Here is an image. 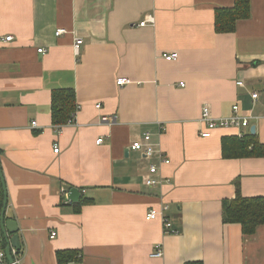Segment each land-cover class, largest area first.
<instances>
[{"label": "crops", "instance_id": "0c3cea01", "mask_svg": "<svg viewBox=\"0 0 264 264\" xmlns=\"http://www.w3.org/2000/svg\"><path fill=\"white\" fill-rule=\"evenodd\" d=\"M234 4L0 0V236L14 247L5 209L21 264H264V224L246 234L223 221V202L239 188L264 197V156H225L233 138L264 143V0H251L234 31L217 32V9ZM169 52L179 58L166 60ZM120 77L132 81L120 86ZM65 88L78 111L58 131L52 94ZM236 104L248 125L201 135L204 106L220 118ZM146 133L152 157L129 149ZM148 176L163 184L147 185ZM74 187L87 202L68 200ZM164 204L175 234L145 219ZM157 244L162 257L152 256Z\"/></svg>", "mask_w": 264, "mask_h": 264}, {"label": "trees", "instance_id": "16d2710c", "mask_svg": "<svg viewBox=\"0 0 264 264\" xmlns=\"http://www.w3.org/2000/svg\"><path fill=\"white\" fill-rule=\"evenodd\" d=\"M251 16V0H235L233 7H222L216 11L217 32H232L237 21ZM78 110L76 91L72 88L57 89L52 94V117L54 125L66 124ZM226 149V157L264 156V143L252 141L248 136L233 138ZM226 139L223 140L225 146ZM87 200L80 201V205ZM224 223H240L246 234H252L264 224V197H244L240 188L233 199L223 202ZM71 253V252H70ZM61 261L65 252H58Z\"/></svg>", "mask_w": 264, "mask_h": 264}, {"label": "built area", "instance_id": "2783aa9c", "mask_svg": "<svg viewBox=\"0 0 264 264\" xmlns=\"http://www.w3.org/2000/svg\"><path fill=\"white\" fill-rule=\"evenodd\" d=\"M150 22H154V18L152 16L149 17ZM147 21H143L139 23V26H145ZM65 33L64 29H58L56 30V35H62ZM13 39V36H6L5 41L9 42L10 40ZM83 43V39L80 36H76L74 38V50L76 54H79L80 52V47L81 44ZM39 52L45 53L46 49L45 48H39ZM163 57L168 60V61H175L179 58V53L178 52H169V53H164ZM132 80L124 77H120L117 79V84L120 86L127 85L131 83ZM242 84V82H239ZM184 86V84H182ZM253 95L258 96V93H254ZM100 104H98V107ZM239 106L236 104L233 106V114L228 116V117H220V118H214L212 117L210 113V109L207 106H204L202 108V120L206 123L207 127L202 130L201 135L203 137H210L212 135V130L217 127H230V126H238V125H247L248 124V119L242 117L239 114ZM78 111V110H77ZM76 118V113L73 114V117L67 122L69 124L74 123ZM107 120V118H105ZM36 122H34V125ZM62 125H57L56 129L60 131ZM103 138H99L97 140L98 143L103 142ZM129 149L134 150V151H139L142 154H144L147 157H152L155 152L157 151L156 147L154 144L151 142V135L149 133H146L144 135V140H135L133 141ZM59 147L56 146L54 151L56 153L59 152ZM160 152V150H158ZM161 156L163 155L162 153L160 154ZM169 163L170 159L169 158H162V163ZM150 171L152 174L156 173L158 171V166L152 165L150 168ZM163 179L162 178H155L152 176H148L145 180L146 184L149 186L152 185H162L163 184ZM67 193V191H66ZM169 209V206L167 204H164L160 207H154L148 210L145 215L146 220H156L159 219L163 223L164 231L165 233H172L175 234L177 233V230L173 228V222L171 219L168 217L167 211ZM56 232L52 231L51 237L56 236ZM8 252L10 253V257L8 256ZM164 255V250L162 244H157L156 249L154 252H152L153 257H162ZM22 262V254L21 252L16 249L15 247H12L9 244V247L6 246L4 238L0 236V264H21Z\"/></svg>", "mask_w": 264, "mask_h": 264}, {"label": "water", "instance_id": "95a60500", "mask_svg": "<svg viewBox=\"0 0 264 264\" xmlns=\"http://www.w3.org/2000/svg\"><path fill=\"white\" fill-rule=\"evenodd\" d=\"M252 132L255 131V126H252L251 128ZM0 174H1V179L3 182V186L5 189V194H6V187H5V182H4V178L2 177V173H1V165H0ZM81 190L79 188H71L67 194V198L70 202L72 203H77L80 201L81 199ZM6 203V201H5ZM4 213H5V209H3L2 212V232L4 233V235H7V231H10L12 233H14L13 237H12V243L13 246L17 247L19 250L21 249V243H20V239H19V234H18V226H16V222L13 220H9L6 221L5 223V219H4ZM8 256L10 257V253L8 252Z\"/></svg>", "mask_w": 264, "mask_h": 264}, {"label": "bare ground", "instance_id": "6f19581e", "mask_svg": "<svg viewBox=\"0 0 264 264\" xmlns=\"http://www.w3.org/2000/svg\"><path fill=\"white\" fill-rule=\"evenodd\" d=\"M240 84V83H239ZM242 84H243V82H242ZM256 93H258V92H256ZM258 96H259V93H258ZM258 96H256V95H253V97L255 98V99H257L258 98ZM246 119H248V118H246ZM248 125V124H247ZM238 126H246V125H238ZM238 126H232V127H238ZM15 247V246H14ZM16 248V247H15Z\"/></svg>", "mask_w": 264, "mask_h": 264}]
</instances>
